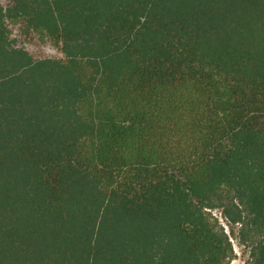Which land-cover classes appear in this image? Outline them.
I'll list each match as a JSON object with an SVG mask.
<instances>
[{
  "label": "trees",
  "instance_id": "trees-1",
  "mask_svg": "<svg viewBox=\"0 0 264 264\" xmlns=\"http://www.w3.org/2000/svg\"><path fill=\"white\" fill-rule=\"evenodd\" d=\"M264 264V0H0V264Z\"/></svg>",
  "mask_w": 264,
  "mask_h": 264
},
{
  "label": "rangeland",
  "instance_id": "rangeland-1",
  "mask_svg": "<svg viewBox=\"0 0 264 264\" xmlns=\"http://www.w3.org/2000/svg\"><path fill=\"white\" fill-rule=\"evenodd\" d=\"M218 222L224 227L230 236L233 245V253L228 264H244L252 259V246L242 240L241 226L242 223L232 222L224 212V207L207 208Z\"/></svg>",
  "mask_w": 264,
  "mask_h": 264
}]
</instances>
